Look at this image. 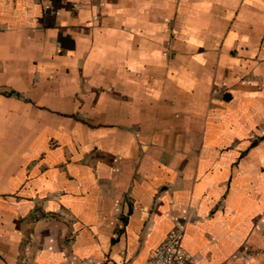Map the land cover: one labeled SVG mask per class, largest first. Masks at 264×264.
<instances>
[{"label":"crops","instance_id":"0c3cea01","mask_svg":"<svg viewBox=\"0 0 264 264\" xmlns=\"http://www.w3.org/2000/svg\"><path fill=\"white\" fill-rule=\"evenodd\" d=\"M264 264V0H0V264Z\"/></svg>","mask_w":264,"mask_h":264},{"label":"built area","instance_id":"2783aa9c","mask_svg":"<svg viewBox=\"0 0 264 264\" xmlns=\"http://www.w3.org/2000/svg\"><path fill=\"white\" fill-rule=\"evenodd\" d=\"M183 236V224L171 229L152 256L143 264H186L189 258L182 247Z\"/></svg>","mask_w":264,"mask_h":264}]
</instances>
